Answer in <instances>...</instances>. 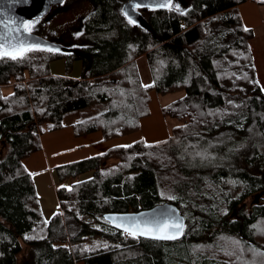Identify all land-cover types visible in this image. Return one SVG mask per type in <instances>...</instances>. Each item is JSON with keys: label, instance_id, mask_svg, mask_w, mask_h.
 <instances>
[{"label": "trees", "instance_id": "trees-1", "mask_svg": "<svg viewBox=\"0 0 264 264\" xmlns=\"http://www.w3.org/2000/svg\"><path fill=\"white\" fill-rule=\"evenodd\" d=\"M87 1L89 13L63 33L70 52L0 59V264H264L257 228L264 204L246 209L248 197L264 193V91L253 31L238 11L247 0L143 8L148 29L128 23L121 12L127 0ZM142 56L147 88L137 65ZM60 58L67 71L81 60L78 79L51 75L49 63ZM153 90L181 93L161 108L177 121L168 137L57 167L60 209L46 220L23 164L41 150V136L65 126L75 135L100 132L105 141L132 134L149 115ZM74 114L80 117L66 124ZM164 202L185 218L177 241L133 238L103 219Z\"/></svg>", "mask_w": 264, "mask_h": 264}, {"label": "rangeland", "instance_id": "rangeland-1", "mask_svg": "<svg viewBox=\"0 0 264 264\" xmlns=\"http://www.w3.org/2000/svg\"><path fill=\"white\" fill-rule=\"evenodd\" d=\"M91 9V5L87 0H63L59 5H56L50 9L43 19H41V28L35 30V34L41 36L44 39L65 43L67 39L64 36L66 29H74L80 22L83 16L87 15ZM252 42V41H251ZM252 53L254 59V66L256 69V77L261 89L264 91V38L261 37L254 39V46H252ZM138 70L144 84L151 82V76L149 72V66L147 59L145 57H139L137 60ZM82 68L81 60L75 59L71 62L70 69L67 71L66 61L63 58L53 60L49 63L50 73L56 77H67L70 79H78L80 77ZM10 89L5 88V92H9ZM151 101H150V115L141 123V130L146 136V140H155L164 136V129H166L167 134L169 135V128L177 124V121L171 118H167L161 113V107L181 96V93H174L165 96L158 95L154 90L151 91ZM80 115L74 114L67 117L66 124L73 122L78 119ZM63 129H73L70 126H65L61 128L60 131H68ZM59 130V129H58ZM163 130V131H162ZM56 131V130H55ZM138 132V131H136ZM134 132V133H136ZM66 132H46L42 135L41 142L45 144L46 139L49 138L50 141L54 140L55 137H59V140L56 141L58 147L57 151L46 147L42 152H36L28 157L26 164L32 162L33 165L27 164L26 169L32 170L31 172H38L45 168L44 159L47 157L49 160V169L52 170V177L47 176L45 173H42V176H32L36 188H38V196L42 200V215L49 219L54 215L57 210L56 196L55 193L57 188L60 186L56 176V167L62 166L65 164H70L77 162L79 160L96 156L103 152L107 145H101L96 143L97 137L100 135L98 132L92 134H81L75 135L74 133L69 139V143H63V140L66 139ZM128 134L114 140L113 142L107 141L109 145L112 144H131L135 141V134ZM167 135V136H168ZM165 134L164 139L167 137ZM155 142V141H154ZM150 143V142H148ZM5 147L0 143V154L4 153ZM26 160H23L25 163ZM35 170V171H34ZM130 172L129 174H132ZM32 175V174H31ZM87 176H84L86 178ZM71 183L68 181L65 184L66 190L70 188ZM50 186V187H48ZM36 192V193H37ZM253 202L258 204H264V193H260L259 197L250 196L246 199V209H248ZM60 209V208H59ZM46 219V220H47ZM83 220L91 221V218L88 216L82 217ZM257 228L261 229V232H264V221ZM258 230V229H257ZM260 232V230H259ZM264 239V236L261 237ZM96 241V238L86 239L85 243L87 245ZM263 241V240H262ZM264 242V241H263ZM247 258L250 261H254V251L250 253L248 251ZM78 264H83L79 262Z\"/></svg>", "mask_w": 264, "mask_h": 264}, {"label": "snow or ice", "instance_id": "snow-or-ice-1", "mask_svg": "<svg viewBox=\"0 0 264 264\" xmlns=\"http://www.w3.org/2000/svg\"><path fill=\"white\" fill-rule=\"evenodd\" d=\"M143 5L142 3H134L132 5V11L139 9ZM153 6L156 8H167L173 10V0H153ZM175 10L179 11V5L175 6ZM124 14L128 17L129 24H136V20L132 19L129 15L128 9L124 10ZM38 22V18L28 21H22L15 28L10 25H15V20H9L3 22L4 28L7 29L2 35H0V59L9 58L11 60H22L28 53L35 51L54 52L57 49L52 47L42 46L40 43H28L26 40L20 38V29H23L24 33L30 34L34 25ZM248 31V29H245ZM16 35H12V33ZM15 41V42H13ZM152 85H144L145 88ZM159 143V142H158ZM118 147H131V145H121ZM200 155V153H198ZM168 199H175L174 196H169ZM105 220L114 223L117 229H121L122 232L133 238L146 237L156 240H174L179 238L184 233L185 225L183 219L179 217L174 210L167 209L159 213H154L151 216H145L141 214L137 216H111L105 217ZM47 221H45V224ZM31 239L32 237H25ZM239 243V242H235ZM106 246V245H105Z\"/></svg>", "mask_w": 264, "mask_h": 264}, {"label": "water", "instance_id": "water-1", "mask_svg": "<svg viewBox=\"0 0 264 264\" xmlns=\"http://www.w3.org/2000/svg\"><path fill=\"white\" fill-rule=\"evenodd\" d=\"M63 0H0V35H2L7 29L4 28L3 22L9 21V20H15V25H10L11 27L15 28L17 25H19L22 21L28 20H34V19H41L43 18L49 11L52 6H55L59 3H61ZM158 2V0H157ZM134 3H142L143 5H147L140 7L139 9H136L135 11H132V5ZM143 8H150V9H158L153 6V0H127L125 1L121 6V12L124 15V17L128 20V17L124 14V10L128 9L129 15L132 19L136 20V24L141 26L145 29H148V24L143 18L140 9ZM159 9H166V8H159ZM12 35H16V33H12ZM20 38L23 40H26L28 43H40L42 46L45 47H52L54 49H57L55 52H70L71 48H67L61 43L53 42L47 39L42 38L41 36L35 34V33H24L23 29H20ZM15 42V41H13ZM260 194H258L257 197H259ZM167 209H172L175 211V213L183 219V223L185 225V218L178 209L176 205L170 202H164L161 204H157L149 209L140 210L138 212H109L103 214V219L105 217H111V216H137L139 217L141 214H144L145 216H151L154 213H159L161 211H165ZM105 220V219H104ZM109 223V225L119 231H122L121 229H117L114 226L113 222H110L108 220H105ZM184 234V233H183ZM183 234L174 240H156L152 238H146V237H139L143 239H150L160 242H173L181 239L183 237Z\"/></svg>", "mask_w": 264, "mask_h": 264}, {"label": "crops", "instance_id": "crops-1", "mask_svg": "<svg viewBox=\"0 0 264 264\" xmlns=\"http://www.w3.org/2000/svg\"><path fill=\"white\" fill-rule=\"evenodd\" d=\"M238 11H239V14H240V17H241V20H242V23H243V26L245 28H248V29H251L253 31V40L251 42V46H254V39H258L263 37L264 38V0H247L241 4L238 5ZM139 59V58H138ZM137 59V60H138ZM151 82H149L148 84H145V85H149ZM151 94V92H150ZM150 101H151V95H150ZM150 101H149V115H150ZM162 108V107H161ZM161 113H162V109H161ZM148 115V116H149ZM163 115V114H162ZM144 117L142 118L139 122H140V129L138 132L134 133L135 136H136V139L135 141L141 139L143 140L145 143H154L155 142H159V141H162L164 140V137H165V134L166 136L168 135L167 132H166V129H164L163 133H164V136L158 138V139H155V140H150V141H147L146 140V136L144 134V132L141 130V123L148 117ZM171 128H169V131H170ZM61 129L59 130H56V131H52V132H66L64 136H66V139L63 140V143H69V139H71V136H73L72 134L74 133L72 130L70 129H63V130H68V131H60ZM97 132V131H96ZM92 133H95V132H92ZM92 133H88V134H92ZM100 135L97 137V141L96 143H100L101 145H107L105 150L103 152H101L100 154L106 152L109 148H112V147H117V146H121V145H124V144H112V145H109V143H106L107 141H110V140H103L102 138V135L100 132H98ZM170 133V132H169ZM96 134V133H95ZM126 136V135H125ZM59 137H55L54 140L50 141L49 138L46 139V142L45 144L43 142H41V150L40 152H42L44 149H46V147L50 148L51 151L52 149H55L54 151H57L58 149H60L58 147V144L56 141L59 140ZM122 137V136H121ZM168 137V136H167ZM166 137V138H167ZM42 138V136H41ZM119 138V137H118ZM165 138V139H166ZM116 139V138H114ZM114 140L111 139V142H113ZM134 141V142H135ZM125 145H129V144H125ZM61 150V149H60ZM39 152V151H38ZM98 154V155H100ZM29 159V158H28ZM28 159H25V163L24 164V167L25 169L28 168L27 167V164H29L30 166L33 165L32 162H29L26 164L27 160ZM44 165H45V168L43 170H39L38 172H31L32 176H33V179H34V176H42V173H45L47 176H50V178L52 177V170L49 169V160L48 158L46 157L44 159ZM59 167V166H57ZM56 167V168H57ZM29 173L30 171L32 170H29V169H26ZM35 171V170H34ZM35 185V190L37 192L38 188H36V184ZM50 187V186H48ZM55 196H56V204H57V210H59V200H58V197H57V193H55ZM37 197H38V201H39V206H40V209H41V213H42V200L41 198L38 196V192H37ZM44 217V216H43ZM45 219H47L46 217H44Z\"/></svg>", "mask_w": 264, "mask_h": 264}]
</instances>
